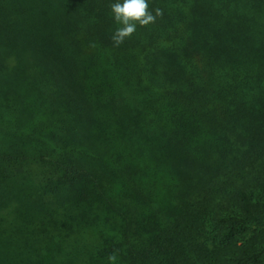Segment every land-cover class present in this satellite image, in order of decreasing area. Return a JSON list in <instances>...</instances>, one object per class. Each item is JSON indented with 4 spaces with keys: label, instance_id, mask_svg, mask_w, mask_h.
<instances>
[{
    "label": "trees",
    "instance_id": "obj_1",
    "mask_svg": "<svg viewBox=\"0 0 264 264\" xmlns=\"http://www.w3.org/2000/svg\"><path fill=\"white\" fill-rule=\"evenodd\" d=\"M0 0V264H264V0Z\"/></svg>",
    "mask_w": 264,
    "mask_h": 264
},
{
    "label": "clouds",
    "instance_id": "obj_2",
    "mask_svg": "<svg viewBox=\"0 0 264 264\" xmlns=\"http://www.w3.org/2000/svg\"><path fill=\"white\" fill-rule=\"evenodd\" d=\"M149 9L148 0H115L111 4V13L114 21L119 25L112 35L114 46L119 47L127 38H130L137 30V26H147L154 23L161 16L162 10ZM109 264H116L117 257L109 256Z\"/></svg>",
    "mask_w": 264,
    "mask_h": 264
}]
</instances>
